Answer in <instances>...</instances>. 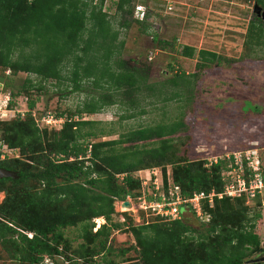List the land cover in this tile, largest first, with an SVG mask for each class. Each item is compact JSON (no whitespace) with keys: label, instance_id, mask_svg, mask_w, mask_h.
<instances>
[{"label":"trees","instance_id":"trees-1","mask_svg":"<svg viewBox=\"0 0 264 264\" xmlns=\"http://www.w3.org/2000/svg\"><path fill=\"white\" fill-rule=\"evenodd\" d=\"M134 2L116 1L119 27L129 28L133 22ZM256 2L264 8L263 0ZM104 3L105 0H0V72L8 70L12 76L24 73L42 82L69 81L71 93L81 92L83 82L101 91L99 96L85 98L64 118L58 131L38 127L32 116L37 98L29 95L24 117L0 122V142L19 153L18 158L0 161L1 169L18 176L15 180L0 179V193L4 194L0 203V249L10 264H95V256L114 253L110 238L114 231L124 228L133 237L138 252L136 260L123 261L127 264H244L264 253L254 231L261 215L252 214L243 199L216 200L210 222L199 226L192 223L190 215L172 222L151 218L142 225L133 224L125 214L122 223L112 221L114 202L135 197L141 189L133 176L136 172L161 168L165 176L170 167L173 182L184 196H190L199 191H222L225 162L219 160L206 168L207 162L188 161L180 155L188 140L174 138L188 129L181 111L167 123L138 126L119 133L114 140L101 142L91 141L94 123L83 121L82 116L98 114L116 104L133 112L145 89L154 90L164 108L174 98L181 99L199 73L222 58L184 46L182 55L196 57L198 72L177 76L170 80V88L162 83L149 86L148 69L116 58L122 42L117 43V32L103 11ZM145 21L134 23L145 28ZM243 45L247 57L255 51L264 54L261 18L248 23ZM68 65L69 74L64 75ZM25 83V89H35L38 95L44 89L30 79ZM11 95L9 108L18 94ZM134 115L121 118L127 120ZM106 136H112L111 132ZM121 174L125 177L119 181L116 176ZM257 206L260 207L258 201ZM97 218H103L104 224L93 232L92 220ZM76 227L80 228L81 242L73 247L64 230ZM128 252L129 249L120 250L118 255L123 257ZM45 257L50 263H43Z\"/></svg>","mask_w":264,"mask_h":264},{"label":"rangeland","instance_id":"rangeland-1","mask_svg":"<svg viewBox=\"0 0 264 264\" xmlns=\"http://www.w3.org/2000/svg\"><path fill=\"white\" fill-rule=\"evenodd\" d=\"M116 1L105 0L103 5V11L108 14L113 30L117 32V43L122 42L116 58L128 62L130 66L148 69L147 85L162 83L170 88V80L178 79L177 76L182 74L188 76L198 72L196 57L186 58L182 55L184 46L193 48L195 52L206 50L216 53L222 60L201 71L195 83H191L190 89L183 93L184 96L174 98L164 108L157 101L155 91L145 89L133 112L122 104H116L105 107L98 114L83 115V121L94 123L91 131L95 136L91 141L114 140L119 133L138 126L167 123L177 118L181 111L188 129L174 138L188 137L180 152L186 160H202L208 165L210 160L222 161L226 159L225 154L252 144L258 151L264 170V54L255 51L247 57L243 45L248 23L254 18H261L264 8L256 0H135L131 17L133 22H130L129 28H121L116 16ZM138 5L142 6L145 14V28L134 23L138 20L134 13ZM227 59L233 62L225 61ZM69 68L70 65L64 69V75L69 74ZM27 79L42 85L43 91L38 95L35 89H25ZM0 87L11 94H18L12 105L13 112L20 111V115L15 113L17 116L24 117L28 113L25 102L28 95L29 98H37L32 112V116L36 112V120L39 117L41 120L47 114L54 118L63 116L64 119L85 98L101 93L90 82H83L81 92L71 93L69 81L42 82L24 73L12 76L8 70L0 72ZM63 90L66 92L61 95ZM141 110L144 113H140ZM130 113H134V117L127 120L121 118ZM4 120L10 119H0V122ZM40 127L49 131L60 130L41 123ZM109 132L112 136H106ZM11 155L13 157L10 159L18 158V150H12ZM166 171L171 175L170 167ZM3 199L4 194L0 193V203ZM257 201L249 208L252 214L259 212L261 215L254 231L264 243V193ZM113 206L112 221L115 223L124 221L122 214L130 217L135 225L147 224L151 220L131 207L122 208L128 211L123 213L118 204L114 203ZM99 219L101 225L103 218ZM192 221L199 226L194 218ZM64 234L72 241L73 247L81 242L79 227L68 228ZM109 246L114 253L95 256L92 259L95 264H108L110 260L113 264H127L123 261L137 259L135 241L124 228L113 232ZM124 249H129V252L120 257L118 253ZM262 255L264 253L250 259ZM46 259L43 263H47ZM10 263L9 257L0 249V264Z\"/></svg>","mask_w":264,"mask_h":264},{"label":"built area","instance_id":"built-area-1","mask_svg":"<svg viewBox=\"0 0 264 264\" xmlns=\"http://www.w3.org/2000/svg\"><path fill=\"white\" fill-rule=\"evenodd\" d=\"M134 13L138 16L139 21L144 19L145 14L142 6H135ZM10 102V93L0 87L1 120L12 119L20 113L18 110L13 112L12 108H9ZM33 117L35 118L34 113ZM64 120L62 117L54 118L47 114L41 120H36V122L39 128H41V123L46 125V127L53 125V128L61 129ZM11 151L12 149L0 142V161L13 157ZM225 157L226 159L222 160L225 162V166L221 172L222 191L220 192L212 189L209 192L199 191L193 192L190 196H184L180 187L173 182L169 171H166L164 176L160 168H153L138 171L133 175L134 178L139 180L141 186L139 193L135 197L127 196L124 200L115 201L114 203L118 204L122 210L121 204L124 201H129L131 208L136 213L148 218L171 222L181 220L184 216L190 215L199 224L210 222V210L213 209L216 200L224 198L231 200L243 199L245 206L250 207L264 193V170L258 151L250 144L225 154ZM217 162V159L210 160L208 165L210 166ZM208 165L205 164V167ZM124 177V174L116 176L119 181H122ZM122 212L128 211L122 210ZM99 220V218L94 219V232L104 224L103 219L101 220V225L98 223ZM45 261L48 263L49 259L47 258Z\"/></svg>","mask_w":264,"mask_h":264},{"label":"water","instance_id":"water-1","mask_svg":"<svg viewBox=\"0 0 264 264\" xmlns=\"http://www.w3.org/2000/svg\"><path fill=\"white\" fill-rule=\"evenodd\" d=\"M261 19L264 21V14H262ZM3 178H10V179L15 180L18 178V176L15 172L0 168V179H3ZM121 207L129 209L131 207V203L129 201H124L121 204ZM262 247H264V243L262 244ZM244 264H264V255L253 258V259H249L245 261Z\"/></svg>","mask_w":264,"mask_h":264},{"label":"flooded vegetation","instance_id":"flooded-vegetation-1","mask_svg":"<svg viewBox=\"0 0 264 264\" xmlns=\"http://www.w3.org/2000/svg\"><path fill=\"white\" fill-rule=\"evenodd\" d=\"M249 260V259H248ZM247 261V260H246Z\"/></svg>","mask_w":264,"mask_h":264},{"label":"clouds","instance_id":"clouds-1","mask_svg":"<svg viewBox=\"0 0 264 264\" xmlns=\"http://www.w3.org/2000/svg\"><path fill=\"white\" fill-rule=\"evenodd\" d=\"M263 244V243H262Z\"/></svg>","mask_w":264,"mask_h":264}]
</instances>
